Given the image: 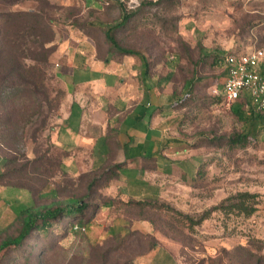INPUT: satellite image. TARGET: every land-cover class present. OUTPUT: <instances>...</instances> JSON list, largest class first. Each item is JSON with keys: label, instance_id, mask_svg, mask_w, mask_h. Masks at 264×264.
<instances>
[{"label": "rangeland", "instance_id": "1", "mask_svg": "<svg viewBox=\"0 0 264 264\" xmlns=\"http://www.w3.org/2000/svg\"><path fill=\"white\" fill-rule=\"evenodd\" d=\"M123 7L132 17L115 31L120 45L144 53L150 86L175 99L147 119L149 126L186 147L171 153L177 162L166 170L141 172L158 190H152L155 197L140 194L146 204L133 202L122 177L108 171L122 152L116 147L105 156L101 141L94 142L116 124L107 113L121 108L123 114L148 99L142 62L115 50L107 63L78 55L89 51L83 40L88 32L96 34L93 49L105 57L104 28L94 27L121 21L122 6L97 11L83 0H0V13L36 11L53 19L52 30L43 33L53 40L36 55H49L40 90L50 102L32 116L37 103L22 97V89H7L0 99V218L15 215L0 231V244L18 234L16 210L33 200L39 206L71 197L92 206L86 230L77 219L64 218L11 248L0 264H264V137L230 142L243 123L234 112L237 102L222 92L225 68L219 61L227 53L264 50V0H127ZM101 71L103 79L76 85L81 72ZM74 103L83 108L81 134L67 120ZM238 192L258 195L252 215L228 201L226 209L203 218Z\"/></svg>", "mask_w": 264, "mask_h": 264}, {"label": "trees", "instance_id": "2", "mask_svg": "<svg viewBox=\"0 0 264 264\" xmlns=\"http://www.w3.org/2000/svg\"><path fill=\"white\" fill-rule=\"evenodd\" d=\"M108 1L109 3L105 4V9L116 2H119L120 6H122L123 16L121 21L115 25L107 26L106 28L97 24L94 28H104V35L106 41L109 43V48L106 50L108 54L115 50L121 54L140 58L142 62V81L148 93V99L135 108V118L133 122L125 131H118L119 143L125 151L128 152V149L129 151L132 150L131 145L134 139L136 141V138L140 137L139 142L135 145V157L144 158L164 157L162 154L164 150H170L171 152L184 150L186 143L182 139L178 137L155 136L150 133L149 125H144V119L147 115L152 117L154 112L165 110L174 103L175 99L173 95L166 96L163 93H159L153 85L150 86V61L144 53L120 45L115 31L119 27L125 25L132 17V14L127 13L126 8L123 7L126 1ZM52 23V18L44 16L41 12L39 13L36 11H8L0 13V99L3 98L2 94L7 89H22V97L26 98L31 103H37V109L32 113V116L36 112H42L44 104L50 102L49 93L46 92V90H40L45 89L49 55L46 54L43 58L37 57L36 55H41L40 49L47 52V50H45L46 44L53 39H44L43 33L52 30ZM92 26L90 25V27ZM91 35L95 36L96 34ZM227 54H225L224 57ZM224 57L220 58L219 61H223ZM216 61H218V59H216ZM226 75L227 73L225 71L222 78L224 82L226 80ZM33 95H35L34 98ZM7 98L13 104H16V99L14 97L11 98L8 96ZM247 101L246 98H239L234 101L237 102L234 107V112L243 123V129L240 133L230 138V142L233 145L246 144L249 139L259 140L261 137H264V110L257 112L247 108ZM150 107H153V112H151ZM148 134L150 137H147ZM122 166L123 165L118 164L114 166L116 171H114L112 167L108 171L115 176L121 177ZM94 185L97 184L92 183V186ZM108 185L109 183L99 186ZM54 192L55 191L52 190L54 197L57 198ZM257 196L256 193L238 192L236 195L227 198L221 204L208 210L203 218H207L213 210L226 209V202L228 201H233L229 206L234 208L237 212L250 216L257 209ZM134 200L133 202L136 204L148 203L143 201L144 199ZM129 202H131V199ZM34 203L33 200L32 204L20 209L18 212V218L21 221L18 234L4 240L0 244V263L11 251V248H21L26 240L33 234L49 232L56 222L64 218L77 219L81 224V229L86 230L88 224L87 220H89L88 218L90 217L92 206L84 202V200L69 197L64 200L57 199L48 205L36 206ZM186 216L190 218L188 215ZM80 226L77 224V227Z\"/></svg>", "mask_w": 264, "mask_h": 264}, {"label": "crops", "instance_id": "3", "mask_svg": "<svg viewBox=\"0 0 264 264\" xmlns=\"http://www.w3.org/2000/svg\"><path fill=\"white\" fill-rule=\"evenodd\" d=\"M83 2L85 3V5L88 8L91 9H95V10H103L105 9V4L109 3L108 0H83ZM83 40H86L88 42L89 45V51H87V53H78V55H80V58L82 60H90L92 62H99V63H107L110 61L109 57H108V53L106 52L105 57H102L97 51L96 49V37L89 34V33H83ZM78 42V41H76ZM80 44V43H78ZM92 46V48H91ZM95 50V51H94ZM94 51V52H93ZM81 69V68H80ZM85 69V68H83ZM88 69V68H87ZM91 70V69H90ZM80 71V70H77ZM84 74V73H83ZM82 76H85L83 78H81ZM80 76L78 75V81L76 83V85H81V84H90L92 81L94 80H99V79H103L105 76V73L103 71L97 73V72H90L87 75H82V72L80 73ZM143 103V102H141ZM141 103H137L135 105L132 104L128 110L126 112H124L122 114V112L124 111L123 109H119L120 111L115 112L114 114H108V119L112 120V119H116V124L115 125H111L109 123V127L106 129V133H101L98 136H96V140L94 142V145L96 144L97 141H101L100 144V151L103 155H110L111 153V149L112 148H116L118 147L120 149V152H122V160H120L117 164H121L123 165L121 168V177L123 179V181L125 182V185L129 188L130 190V196L133 199H141L139 197L141 193H145L146 194H152V196L155 197V194L152 193V190H158L157 187H153L151 186V184L148 182V180H146L143 176H141V172L142 171H146V169H151L154 171H164L166 170V167L170 164H173L174 162H177L176 160L172 159L171 157V153H177V152H171L169 151L168 153L166 152V150L163 151V155L164 157H157V158H144V157H135V145L139 142L140 137L136 138V141L134 139L133 144L131 145L132 150L128 152L125 151V149L121 146V144L119 143V137H118V131H125L128 126L133 122L134 118H135V108L137 107V105L141 104ZM77 103L72 104L71 106V111H70V115L68 116L67 120L69 122V125L71 127H73L74 131L78 134H81V129H79L80 123L83 121L82 119V115H83V108H81L79 105V107L81 108V120L80 122L76 123L75 121L72 120L73 116L76 115V110L75 108H79L77 106ZM151 112H153V107H150ZM159 112V111H156ZM154 112V113H156ZM154 115V114H153ZM152 115V116H153ZM150 115H147L144 119V125H149L147 119L150 118ZM82 125V123H81ZM108 126V125H107ZM150 133H152L155 136L161 137V135H159L158 133H156L152 127H150ZM135 133V130H134ZM147 137H150L149 134ZM116 143V144H115ZM155 144V141H154ZM65 150H67L68 152H70V150H72V148H70V146L68 147H64ZM120 156V154L118 155V157ZM140 160V161H145L144 165H139V166H135V161ZM116 164V165H117ZM115 165V166H116ZM151 192V193H150ZM158 196V195H157ZM28 206V205H26ZM26 206H21L19 209L16 210V216H18V212L20 211V209L26 207ZM15 215L12 214L10 217H1L0 218V231L2 229L5 228V226H7V224H10L11 222H13L15 219L14 217Z\"/></svg>", "mask_w": 264, "mask_h": 264}, {"label": "built area", "instance_id": "4", "mask_svg": "<svg viewBox=\"0 0 264 264\" xmlns=\"http://www.w3.org/2000/svg\"><path fill=\"white\" fill-rule=\"evenodd\" d=\"M127 1V0H122ZM136 1V0H128ZM227 73L222 92L228 101L246 98V107L264 110V50L229 53L223 60Z\"/></svg>", "mask_w": 264, "mask_h": 264}]
</instances>
